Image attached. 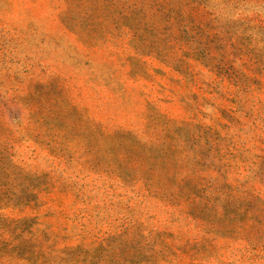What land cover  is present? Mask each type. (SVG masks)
<instances>
[{
  "label": "rangeland",
  "instance_id": "374dc122",
  "mask_svg": "<svg viewBox=\"0 0 264 264\" xmlns=\"http://www.w3.org/2000/svg\"><path fill=\"white\" fill-rule=\"evenodd\" d=\"M0 264H264V0H0Z\"/></svg>",
  "mask_w": 264,
  "mask_h": 264
}]
</instances>
